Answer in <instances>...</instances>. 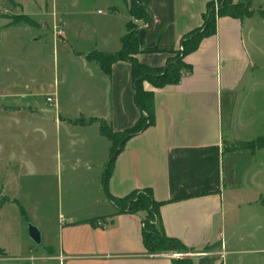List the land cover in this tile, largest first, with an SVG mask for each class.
Segmentation results:
<instances>
[{"label": "crops", "instance_id": "obj_1", "mask_svg": "<svg viewBox=\"0 0 264 264\" xmlns=\"http://www.w3.org/2000/svg\"><path fill=\"white\" fill-rule=\"evenodd\" d=\"M52 1L56 6L57 2ZM211 1L140 0L146 22L137 26L140 51L136 58L151 68L163 67L180 48L184 35L200 27ZM248 2L250 7L259 5L255 0ZM122 3L123 8L107 5L110 14L95 26L93 22L88 24L86 11L70 15L56 7L50 22L62 29V37L66 29L74 44L89 42L92 51L113 53L121 48L120 38L129 20L127 1ZM256 14L257 11L243 19L218 17L214 35L202 38L196 50L185 54L190 69L183 71L176 84L157 88L143 82V88L153 92L154 123L125 141L114 158L106 189L103 174L110 159L111 142L99 133V121H105L113 131H123L134 125L140 115L134 102L130 62H114L107 75L95 60L87 59L92 51L72 47L74 59L69 63L80 65L86 78L78 85V94L71 92L70 102L74 106L59 104L58 119L54 118L59 134L63 131L65 136L64 142L57 140V147L64 152L58 155L56 170L58 182L66 176L70 191L80 193L81 198H72L65 211L56 210L49 228L41 225L46 214L39 212L41 227L38 223L39 227L33 225L41 228L45 243L40 242L35 251L25 242L22 264H59L58 255L65 258L63 264H175L168 252L146 251L141 215L117 213L108 200L107 194L124 197L145 188L150 189L156 201L162 202L157 229L180 240L186 253L214 250L215 254V249L222 245L216 254L222 264H228L232 251L227 250L224 239L226 212L238 205V193L228 188L224 155L227 151L248 149L227 150L224 143L232 139L246 141L242 134L248 122L244 123L238 105L259 83L251 54L258 48ZM63 72L65 77L69 76L68 62ZM53 91L56 93L55 86ZM38 94L33 93L42 96ZM33 146L38 149L37 144ZM83 167L84 181L75 173ZM17 196L15 190L11 203L22 217L18 206L24 209L29 219L24 220L30 223V214ZM258 198L255 200L260 201ZM1 208L0 212L4 211ZM88 219L97 221L84 222ZM214 243L219 246L205 248ZM0 252V264L16 259L9 245L1 240Z\"/></svg>", "mask_w": 264, "mask_h": 264}, {"label": "rangeland", "instance_id": "obj_2", "mask_svg": "<svg viewBox=\"0 0 264 264\" xmlns=\"http://www.w3.org/2000/svg\"><path fill=\"white\" fill-rule=\"evenodd\" d=\"M55 1L56 6L52 0H0V208H4L0 212V240L9 245L10 253L16 257L6 264H22L20 257L25 254V242L30 243L29 248L35 251L38 248L35 246H39L29 238L28 222L11 203L10 198L15 199V190L18 191L17 201L30 214V223L38 225L39 212H42L46 219L41 225L48 228L56 210L65 211L72 198H81L80 193L70 191L63 162L65 177L59 185L56 166L60 153L64 151L57 147V143L64 142L65 136L63 131L59 134L54 118L58 119L60 106H74L70 102L71 92L78 94V85L86 78L80 65L69 63L74 59L72 47L83 52L93 48L89 42H71L64 28L63 37L56 34L59 29L50 22L53 7L70 15L86 11L87 22H93V26L110 14L107 5L123 8V0ZM240 1L253 14L257 11L258 48L251 54L256 61L259 83L238 105L244 123L248 122L247 130L242 134L246 141L232 139L224 143L227 150L248 149L227 151L224 155L226 182L228 188H234L238 193L236 199L239 201L234 209L229 208L226 212L228 225L224 239L227 250L232 251L228 264H264V22L260 21L264 20V0H255L259 4L257 7H250L248 0ZM22 15H27L28 23H15L17 18L23 19ZM65 62H68V77L63 75ZM49 91L56 99L57 108L44 103ZM35 92L42 96L33 95ZM75 173L82 181L86 179L84 167L76 169ZM257 195L260 201L255 200ZM41 243H45V239L41 238ZM220 248L222 250V245L215 249V254L214 250L203 254L192 252L179 259L196 261L207 256L215 259L212 264H220L221 257L216 254ZM207 249L211 250V247Z\"/></svg>", "mask_w": 264, "mask_h": 264}, {"label": "trees", "instance_id": "obj_3", "mask_svg": "<svg viewBox=\"0 0 264 264\" xmlns=\"http://www.w3.org/2000/svg\"><path fill=\"white\" fill-rule=\"evenodd\" d=\"M128 5L129 20L125 24L126 32L120 38L121 48L113 53H102L92 51L86 55L90 61L95 60L100 70L107 74L110 72V67L114 62L127 60L130 62V73L134 89V102L137 105L140 115L138 121L129 128L123 131H113L109 125L103 121H99V133L105 136L110 142V156L121 151L125 141L131 136L137 135L147 127L154 123V103L153 92L146 91L143 88V82H149L153 87L161 88L170 84H176L184 70L190 69L189 64L184 60L185 54L196 50L199 47L200 40L204 37L214 35L216 32V20L218 17H233L243 19L244 17L252 16L246 4L240 0H215L208 3L206 11L203 13V22L199 28L188 32L180 40V48L169 56L166 64L163 67L151 68L141 63L136 55L140 51L138 38L136 35L137 26L146 22V13L143 10L140 0H126ZM22 18H17L15 23L23 21L28 23L27 15H22ZM14 23V24H15ZM118 148V150H116ZM115 155V156H116ZM114 157L105 164L103 181L105 189L107 187V179L113 167ZM108 200L114 206L117 213L131 212L139 214L142 217L143 232L142 241L144 247L149 253L185 251L184 244L177 238H171L164 235L157 229L158 208L162 202L156 201L151 194L150 189L134 190L129 192L124 197H115L107 194ZM6 200V199H5ZM2 203H0L1 205ZM19 207V212L24 219L28 221V216L24 209ZM97 219H102L98 217ZM97 219H88L84 222L94 223ZM154 221V223H153ZM81 223V222H77ZM218 243H214L211 248L218 247ZM209 247L208 245L205 247ZM215 259L213 257H201L194 260L174 259L175 264H212ZM222 264V263H220Z\"/></svg>", "mask_w": 264, "mask_h": 264}, {"label": "built area", "instance_id": "obj_4", "mask_svg": "<svg viewBox=\"0 0 264 264\" xmlns=\"http://www.w3.org/2000/svg\"><path fill=\"white\" fill-rule=\"evenodd\" d=\"M62 33H63L62 29H59L56 34L61 36ZM44 103L47 106H54L55 108H57L56 99H55L54 95H52V94H48V96L45 98V102ZM190 254H192V253L191 252L182 253L180 251H174V252L170 253L169 256H171L173 259L174 258L175 259H177V258L179 259V258H182V257L189 256ZM193 254H195V253H193ZM56 259L58 260L59 264H63L65 258L62 255H58L56 257Z\"/></svg>", "mask_w": 264, "mask_h": 264}, {"label": "water", "instance_id": "obj_5", "mask_svg": "<svg viewBox=\"0 0 264 264\" xmlns=\"http://www.w3.org/2000/svg\"><path fill=\"white\" fill-rule=\"evenodd\" d=\"M118 150V148L116 149ZM116 155V153H114L113 155L110 156V159L112 157H114ZM109 159V161H110ZM27 229H28V236L31 239V241L34 244H39L41 242V232L40 229H38L37 227H35L33 224L28 223L27 224Z\"/></svg>", "mask_w": 264, "mask_h": 264}]
</instances>
